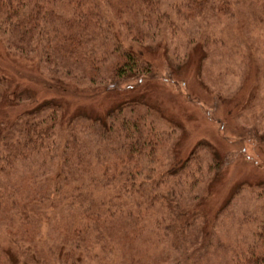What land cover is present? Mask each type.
<instances>
[{"label": "trees", "instance_id": "1", "mask_svg": "<svg viewBox=\"0 0 264 264\" xmlns=\"http://www.w3.org/2000/svg\"><path fill=\"white\" fill-rule=\"evenodd\" d=\"M208 1L170 5L185 22L193 18L189 11L200 13ZM167 2L0 0V264H143L125 238L139 230L135 208L153 205L162 212L159 231L179 252L171 264H206L194 228L213 178L211 158L219 170L214 148L198 144L171 171L152 174L153 167L136 166L147 167L169 136L157 126L160 111L145 103L155 67L142 45L156 44L164 32L175 33L176 22L168 18L172 13L164 9ZM169 58L171 74L179 76L186 57L173 50ZM25 63L40 72L55 99L38 101L15 82L12 67L23 69ZM74 104L88 114H78V108L70 112ZM200 151L206 154L207 173ZM171 176L176 183L170 184ZM182 179L201 187L185 194L179 190ZM253 188L261 192L263 187ZM67 208L75 213L64 237L41 244V226ZM12 220L24 230L23 239L10 230ZM216 254L222 264H264V218L252 241L231 249L220 243Z\"/></svg>", "mask_w": 264, "mask_h": 264}, {"label": "rangeland", "instance_id": "2", "mask_svg": "<svg viewBox=\"0 0 264 264\" xmlns=\"http://www.w3.org/2000/svg\"><path fill=\"white\" fill-rule=\"evenodd\" d=\"M167 1L164 9L172 13L168 18L176 22H173L175 33L164 32L156 39V44L145 41L142 45L147 47L145 58L155 67L154 73L148 76L155 78L145 103L160 111L157 126L169 136L165 134L168 137H163L164 141L159 143L154 161L148 162L147 167L142 163L136 166L145 171L153 167L152 174L169 170L172 164V169H177L174 165L185 161L198 144L206 143L214 148L219 170L211 158L213 178L198 210L199 220L195 224L199 226L193 228L195 234L200 233L198 254L206 256L205 263L222 264L215 259L218 244L223 243L229 249L244 247L252 241L257 223L264 218V0H211L200 13L189 11L193 18L186 17L185 22L179 20L170 5L179 0ZM226 7L228 9H224ZM124 14L127 17L128 11ZM163 24H166L165 19ZM165 28L172 30L169 24ZM193 40L198 43L196 46L191 43ZM173 50L180 59L185 56L187 60L179 76L169 70ZM12 71L15 82L32 92L38 101L57 97L43 84L46 81L39 77L40 72L33 64L25 63L23 69L12 67ZM195 72L200 77L198 81L193 75ZM135 82L130 83L135 85ZM190 92L196 97L189 96ZM190 99L200 105L190 103ZM74 105H70V112L77 111ZM31 107L26 105V108ZM78 110V114H88V110ZM168 121L181 128L170 126ZM200 152L203 160L199 161L203 172L207 173L206 154ZM172 180L171 176L170 184L176 183ZM189 184V180L182 179L179 190L192 194L201 187V183ZM256 185L263 187L261 192L253 188ZM74 213L67 208L41 226L38 231L41 244L64 237ZM161 215L155 205L151 209L136 207L132 215L139 230L135 235L128 233L125 239L130 241L131 252L145 259L143 264H149L148 259L150 264L160 261L171 264L179 256L178 250L167 244L157 227ZM14 222L8 221V226L21 240L24 230H19ZM25 231L30 232L26 228Z\"/></svg>", "mask_w": 264, "mask_h": 264}]
</instances>
